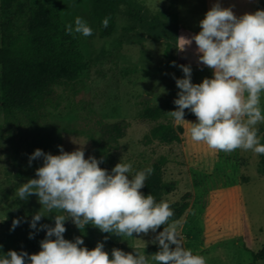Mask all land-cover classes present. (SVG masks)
Wrapping results in <instances>:
<instances>
[{
	"label": "rangeland",
	"instance_id": "1",
	"mask_svg": "<svg viewBox=\"0 0 264 264\" xmlns=\"http://www.w3.org/2000/svg\"><path fill=\"white\" fill-rule=\"evenodd\" d=\"M216 2L123 0L115 7L114 32L103 39L98 36L89 0H16L0 8V46L44 29L45 8L57 10L61 29L69 23L74 26L79 16L93 30L88 37L73 33L84 70L74 81L59 78L54 83L35 122L0 112V237L19 219L15 228L25 235L35 232L32 253L41 250L38 244L46 232L31 229L30 222L42 205L36 195L26 201L16 195L23 183L37 178L35 170L43 163L39 159L29 166V156L37 148L58 155V145L68 152L83 146L85 158L102 159L100 167L109 172L119 162L131 163L133 173L151 166L154 172L141 191L157 202L170 203L171 219L175 217L170 223L180 222L184 247L204 256L206 264H250V252L264 248V176L258 155L239 149L214 153L192 142L186 131L189 126L175 124L168 115L177 108L174 100L180 89L175 79L184 76L178 65L191 66L194 84L213 76L211 69L199 64L195 42L180 51L179 38L198 34L199 22ZM219 3L231 7L237 17L252 13L256 6V0ZM261 109L264 113V93ZM162 127L170 128L171 137L177 139L161 143L152 137ZM257 127L261 143L264 123ZM44 214L38 228L43 224L54 227V216L66 215ZM65 227V239L81 237L82 247L89 250L102 242L109 255L113 248L133 254L140 251L156 264L151 255L159 251V245L153 241L163 227L157 233L122 238L91 224L80 230L71 219Z\"/></svg>",
	"mask_w": 264,
	"mask_h": 264
},
{
	"label": "clouds",
	"instance_id": "2",
	"mask_svg": "<svg viewBox=\"0 0 264 264\" xmlns=\"http://www.w3.org/2000/svg\"><path fill=\"white\" fill-rule=\"evenodd\" d=\"M109 20L110 17H105L102 27L107 28ZM199 26L198 34L179 38V50L184 51L194 41L199 64L211 69L213 76L194 84L191 66L178 65L184 76L175 79L180 89L174 100L177 108L168 115L175 124L189 126L186 131L192 142L206 145L214 153L230 154L239 149L264 155L257 127L264 123L261 109L264 10L237 17L231 7H222L217 0ZM65 31L85 37L93 34L92 28L79 16L74 26L71 23L65 26ZM173 66H177L175 62ZM186 109L195 115L196 122L184 119ZM58 148V155L37 148L29 156V166L39 159L43 163L35 170L37 178L23 183L16 195L25 201L30 195H36L48 214L66 215L56 214L54 227L43 224L38 228L37 223L46 216L41 209L30 222L31 229L46 232L40 241L41 250L35 254L9 250L0 255V264H151L149 256L140 251L133 254L113 248L109 255L102 242L89 250L82 247L81 237L74 241L65 239L68 219L80 230L91 224L103 233L121 238L157 233L163 227L153 241L158 242L159 251L151 255V261L156 264H206L204 256L194 255L184 247L180 222L170 223L174 215L170 203L157 202L153 195L141 191L154 172L151 166L133 173L131 163L119 162L109 172L100 167L102 159L85 158L83 146L71 152L65 151L63 146L58 145ZM20 222L14 219L10 230ZM34 235L35 232H30L29 238Z\"/></svg>",
	"mask_w": 264,
	"mask_h": 264
},
{
	"label": "trees",
	"instance_id": "3",
	"mask_svg": "<svg viewBox=\"0 0 264 264\" xmlns=\"http://www.w3.org/2000/svg\"><path fill=\"white\" fill-rule=\"evenodd\" d=\"M16 0H0V8L11 5ZM90 11L96 24L99 38L109 37L115 29V7L123 0H89ZM264 10V0H256V10ZM43 16L46 24L44 29L30 31L0 46V112L7 115L20 116L35 122L47 104L52 86L59 78L74 81L84 70V58L79 51L74 34L66 33L60 28L58 12L55 8H45ZM110 17L107 28L102 27V20ZM185 117L195 119L189 110ZM161 143H169L170 128L162 127L152 134ZM261 144H264V133ZM260 173L264 176V155H258ZM175 217L170 221H174ZM6 230L0 237V255L9 250L25 251L33 254L34 244L21 230ZM35 241H38L35 236ZM38 247L40 245L38 244ZM250 264L264 261V248L259 252H250Z\"/></svg>",
	"mask_w": 264,
	"mask_h": 264
}]
</instances>
